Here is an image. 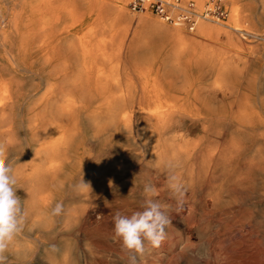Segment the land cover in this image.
<instances>
[{"label": "bare ground", "instance_id": "6f19581e", "mask_svg": "<svg viewBox=\"0 0 264 264\" xmlns=\"http://www.w3.org/2000/svg\"><path fill=\"white\" fill-rule=\"evenodd\" d=\"M91 1L0 0V142L7 146L16 137L38 136L34 145L26 144L25 152L16 153L29 156L28 163L18 164L20 158L11 160L18 177L17 195L25 206L27 218L23 231L10 246V264H90L86 256H75L69 244L53 250L52 243L40 240H47L51 233L26 231L34 227H50L52 221L47 222L46 215L49 212L48 203L53 198L60 201L64 192H72L69 183L71 173L73 170L81 173L85 169L86 159L77 156L74 151L76 147L72 144L76 134L81 135L82 131H86V128L77 125L81 119L86 122L94 138L100 137L103 132H107V136L119 134L117 137L123 143L115 142V147L120 155L125 156V160L104 163L106 168L102 169L110 172V177L92 174L93 168L86 170L91 182L87 191L91 190L95 195L86 206L71 207L67 215H62V226L69 229L75 227L77 235L79 222L89 223L92 213L102 216L107 210L106 216L103 215L106 217L105 223L114 224L113 217L117 213L127 216L137 212L138 202L144 203L145 200L146 184L155 186L157 192L152 198L170 205L168 215L174 219L178 229L185 232L176 201L168 189L169 165H178L174 170L185 184L183 206L193 207L198 214L203 213L207 205L215 211L229 209L237 193L251 194L250 200L259 202L258 205L264 209V82L262 89L252 90L254 94L249 95L247 91L250 90L238 88L239 81L227 77L231 75V69L235 71L234 74H242L240 70H243L242 65L234 63L236 55L230 53L229 46L237 44L240 37L258 35L252 26L248 5L243 0H220L231 4L228 20L221 22L225 18L205 15V10L213 9L214 4L221 6L219 0H194L195 4L191 0H167L179 6V10L192 6L196 14L192 29L183 22H166L153 14L160 21L175 27L184 25L190 32H195L199 24L197 32L214 40L219 33L227 37L228 42L222 48L214 50L205 47L197 57L216 59L217 77L213 85H226L227 89L220 90L222 95L229 92L234 99L243 103L212 106L192 102L215 99L212 94H200L197 92L199 89L168 90L161 87L149 92L141 91V94L137 89L71 88L79 80L93 81L95 85L103 87L104 84L119 82L120 73L111 68L106 76H102L87 60L88 48L83 47L78 51L75 49L76 42L72 41L78 25L76 3L86 5ZM118 3V9L131 12L132 18H137V21L138 16L152 14L148 11H131L126 0H119ZM172 10L170 12L175 17L180 14L178 10ZM61 11L65 13V21L60 29L69 35L64 49L68 58H64L69 60L71 57V68H76L71 75L60 72L70 67L69 62L60 61L57 55L58 45L63 40L58 41L55 35L47 36V32L43 38L40 37L43 27L48 28L49 23L56 24ZM261 37L264 38V31ZM105 39L110 40L111 35ZM30 53L34 55L29 57ZM34 57L39 63L36 69H31L32 64L28 60ZM117 65L118 61L114 66ZM88 68H91L89 73ZM19 72L36 74L44 88L43 93L38 94L39 90L36 89H23ZM123 75L125 83H131L128 75ZM138 97L149 102L138 105ZM138 165L143 166L146 172L140 190L135 177ZM192 230L196 234L203 231L196 226ZM101 253L112 264H121L119 255L114 254L116 252L107 249ZM126 253L125 257L130 262V253Z\"/></svg>", "mask_w": 264, "mask_h": 264}, {"label": "rangeland", "instance_id": "374dc122", "mask_svg": "<svg viewBox=\"0 0 264 264\" xmlns=\"http://www.w3.org/2000/svg\"><path fill=\"white\" fill-rule=\"evenodd\" d=\"M95 1L96 0H92L90 4L88 5L86 4L84 6L85 8H81L82 6L81 4H79V2L76 3L77 12H80L82 14L89 12L88 14L85 15V19L88 16L87 19L81 21L79 25L76 27L75 30L76 33L81 32L84 25H86V22L90 20L91 15H94L99 11L104 12L106 10H109L110 6H113V0H101L96 2ZM129 1L130 0H126V4L128 8H129L128 6ZM191 1H193V3L195 4L194 0ZM243 1L244 4L248 5L247 10L248 12L251 13L252 26L254 30L256 29L255 30L257 32L256 34H258L256 36L259 38H257L256 36L253 37L251 35L250 36L247 35V38L242 37L243 38L242 39L240 37L237 44L229 46L231 48L230 53L236 55L234 58V63L242 65L243 70L242 69L240 70V73L242 74H234L235 71L231 69L230 70L231 75L230 76L228 75L227 77L230 80L239 81V83L237 84L238 88L244 90H250L247 91V94L253 95L254 91L252 90L262 89L264 82V38L261 37V34H263L264 31V17H263L264 1L261 0H243ZM219 4L224 10L227 11V16L225 17L224 20L221 21V22L223 21L226 22L229 18L231 4L228 3L225 4V2L220 0H219ZM194 8L196 9V11L201 12V10H198L197 7ZM147 14L148 16L150 15L149 13ZM59 15H60V19L56 22V24L49 23L48 28L43 27L41 29L40 37L43 38L46 35L45 32H47V36L55 35L56 39L58 38L57 39L58 41L63 40L60 44L63 46L58 45L59 48H57V52L58 51L59 53L61 52L60 54L58 53L57 55L60 56L59 60L62 61L65 60V58H68V54L66 53L67 50L64 49H66L65 40L69 38V35L66 33V31L60 29L65 21V13L61 11ZM134 15L136 16L138 15V13L137 14L134 13ZM198 25L195 33H198L197 32ZM236 35L237 34H235V36ZM226 40L227 37H225L224 40L218 41V36H217L215 41L218 43V45L216 47L222 48L225 45L223 43ZM75 49L79 51L78 45L77 47L75 46ZM79 54L80 52L78 53V55ZM33 55H34L33 53H30L28 56L31 57ZM240 58L242 59L243 62H241ZM70 60L71 57L69 60L68 59L65 60L67 61V63L69 62L70 67L67 68L65 67L66 69L60 71L61 74L65 73L66 75V73H70L71 75L73 71L74 72L76 71L75 67L74 70L71 68ZM28 61L30 62V64H32L30 68L36 69V65H38L37 63H39L37 57L31 58ZM90 70L91 68L87 69L88 73L91 72ZM100 71L102 72V69H100ZM114 72L120 73L118 76L119 82L117 83L114 84L112 83L108 85L104 84L103 87V86L95 85L93 81H92L93 82L92 85L91 81L85 80L81 82V80H79L75 82L73 85H71V88L79 89V90L80 89L93 90L95 88H101V89L105 88V89H113V90L116 89L138 90V76H130V71H125L123 69L121 70L117 69L114 70ZM122 72L123 73L128 72L127 77L130 79L131 83L128 84L125 83V77ZM43 74H47V73L44 72ZM19 75L22 80L21 86L23 89L25 90L36 89L39 90L38 94L43 93L44 88L42 85H40L36 74H31L28 72H19ZM212 77H213L212 75L201 76V80L203 82L205 81L204 83L195 84L191 86H176L175 89L176 90L179 88L196 89V90L199 89L197 92H199L200 94L207 93L215 96V99L205 98L203 100L197 99L195 101H192L194 104H208L215 106V105H227V104L234 105V104L243 103L241 101L234 99L233 94H230L229 92L225 93V95L223 96L222 95L223 93H221L220 90L227 89L228 87L226 85L209 84ZM228 86L237 87L235 85H228ZM65 87L68 86L65 85ZM157 88H161V87H157ZM213 88L216 89L217 91L211 92L212 90H214ZM141 94L138 93V95L140 96ZM141 99L140 97H138V105L147 104V102H149L145 99L143 100ZM251 103L255 104L256 102H251ZM78 121L79 122H77V125L82 127L83 129L86 128L85 129L86 131H82L81 135L76 134V136H74L73 138L74 141H72V144L73 146L76 147L74 151L76 152L77 156L84 157L86 159L85 169L81 173L75 172L74 170L71 173L69 183L72 192H70L69 194L68 192L66 193L64 192L61 194L62 195L61 198H59L60 201L53 198V200L50 203H48L49 212L48 214L46 213V215L48 216L47 222L51 223L52 221L50 227L48 228L34 227L32 229L31 228L26 229V231L31 233L36 232L38 234L51 233L52 235L49 236L47 240L45 238H40V240L52 243V245H55L57 249H62L63 247H66L65 245L69 244L72 247V251H75L73 252L75 256H86L87 260L90 261V264H112L107 258L105 259V257L102 256L101 252L107 249H110L113 253L116 252L114 254H116L117 256L119 255L118 256L120 260L119 263L129 264L130 262L125 257L127 254L126 252L128 251L123 249V247L121 246L122 241L119 238L114 239V224L105 223L106 217H104L103 215L106 216L107 210H105L102 216L96 215V213H92L91 217H89V223L87 224H84V221L79 222L78 226L76 227V229L77 228L80 229L78 235L74 231L75 227L69 229L67 227L62 226L63 225L62 215L64 216L67 215L69 208L77 207V206L84 207L88 204L91 197L95 195L91 192V190L87 191L89 187H85L81 184L82 178L85 183L87 184L91 183L88 180V172L86 170L93 168L91 170L92 174L100 175V176L101 175L103 176L105 174L103 177H110L111 176L110 172H107L105 169L104 170L102 169V168H106V165L104 163L108 162L109 160L112 163H117L118 161L122 162L123 160H125L124 158L125 156L120 155L118 153L117 147H115L117 146L116 143L117 144L123 143L121 142V138L117 137L119 136V134L107 136L108 135L106 134L107 132H103L100 135V137H97L98 138L97 139L96 137L95 138L92 137V133L88 129L85 121H83L82 119ZM37 138L38 136L31 137L28 135L24 138L16 137V139L11 144L5 146L9 160L11 161V160H15L16 158H20L18 164L28 163L30 161L29 156H25V155L21 156L16 153L25 152L24 148L26 147V144L29 146L34 145L36 143ZM107 138H108L107 141L108 143H106ZM112 146L114 147V149ZM82 167L83 165H81V168ZM98 168L101 169V171L98 170ZM135 177L138 179V190H140L143 184L142 181H144V178L146 177V172L143 166L138 165V171ZM74 187H77V189L73 190ZM18 192L19 190H17V193ZM250 195L251 194H249L248 196V194L244 195L237 193L235 195L236 200L233 204L230 205L229 209L225 208L221 211L212 210L210 206L207 205L206 208L204 209V212L198 214L196 213V210L193 207L188 208L189 206L188 207H185L186 205L183 206V208L179 210L178 214L181 216L183 220V224L186 229L185 232H181L180 229H178V227L176 226L174 219L171 216H169L172 219V224L169 225L166 229L165 239L161 242L159 247L152 248L148 246L147 251L143 255L137 256V264H264V209L260 204L258 205L259 202L255 203L251 201L249 198ZM57 201L62 203L63 212L59 216H52L50 215L51 213L50 209L54 207L55 203H58ZM143 204L144 203L138 202V211L143 210ZM262 209H263V213L261 211ZM133 213L134 212L128 214L127 216H131ZM195 226L198 227L199 230H203L201 234H196L193 232L192 229ZM74 233L76 235H74Z\"/></svg>", "mask_w": 264, "mask_h": 264}, {"label": "crops", "instance_id": "0c3cea01", "mask_svg": "<svg viewBox=\"0 0 264 264\" xmlns=\"http://www.w3.org/2000/svg\"><path fill=\"white\" fill-rule=\"evenodd\" d=\"M118 2L113 0L109 10L91 15L81 32H75L72 37L79 51L88 48L87 60L93 63L95 70L102 76H106L111 68L130 71V76H138L140 93L157 87L175 90L176 86L201 84L205 82L201 76L207 75L213 76L209 82L213 84L217 77V60L197 57L205 47L217 49L218 43L213 38L190 32L184 25L176 28L153 14L138 16L137 21L131 12L118 9ZM81 6L85 8V5ZM88 13L76 12L78 25ZM109 35L111 39L106 40ZM225 37L219 33L218 41ZM226 42L228 39L223 44ZM117 61L119 65L114 66ZM123 74L128 75V72Z\"/></svg>", "mask_w": 264, "mask_h": 264}, {"label": "clouds", "instance_id": "9594fccd", "mask_svg": "<svg viewBox=\"0 0 264 264\" xmlns=\"http://www.w3.org/2000/svg\"><path fill=\"white\" fill-rule=\"evenodd\" d=\"M178 165H169L168 189L176 201L177 211L183 208V198L186 195L185 184L176 174ZM18 177L13 163L9 160L6 147L0 142V264H10L8 253L15 238L23 231L27 211L21 198L17 195ZM81 184L90 188L81 180ZM112 186V182H109ZM156 188L151 184L144 186L145 200L143 210L134 212L131 216L117 213L114 217V239L122 241L123 249L130 253V264H137V256L143 255L148 246L159 247L166 237V229L172 224L168 215L170 205L162 204L152 197ZM63 212L62 203H56L50 215L59 216ZM53 250L55 245L51 246Z\"/></svg>", "mask_w": 264, "mask_h": 264}, {"label": "built area", "instance_id": "2783aa9c", "mask_svg": "<svg viewBox=\"0 0 264 264\" xmlns=\"http://www.w3.org/2000/svg\"><path fill=\"white\" fill-rule=\"evenodd\" d=\"M129 7L131 8V10L138 13L148 11L152 14L159 16L166 22H183V24L187 25L189 29H192L193 25L195 24V13L192 11V6L184 8L185 10H179V6L169 3L167 2V0H132L129 3ZM171 8H173V10H178L180 14H177L175 17L170 12ZM205 15H208L210 17L214 16L217 18H225L226 12L221 6H217L216 4H214L213 9L205 10Z\"/></svg>", "mask_w": 264, "mask_h": 264}]
</instances>
